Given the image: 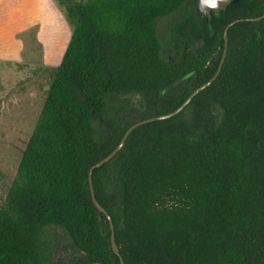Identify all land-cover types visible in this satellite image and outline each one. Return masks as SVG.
Masks as SVG:
<instances>
[{"label": "trees", "instance_id": "trees-1", "mask_svg": "<svg viewBox=\"0 0 264 264\" xmlns=\"http://www.w3.org/2000/svg\"><path fill=\"white\" fill-rule=\"evenodd\" d=\"M197 1L58 0L73 27L0 205V264H264V16L246 20L264 0L210 20ZM228 24L216 79L92 169L117 255L89 169L212 77Z\"/></svg>", "mask_w": 264, "mask_h": 264}, {"label": "rangeland", "instance_id": "rangeland-1", "mask_svg": "<svg viewBox=\"0 0 264 264\" xmlns=\"http://www.w3.org/2000/svg\"><path fill=\"white\" fill-rule=\"evenodd\" d=\"M64 11V8H63ZM66 17L65 11L63 12ZM174 13L156 20L159 37L164 40ZM68 27L63 41L40 42L33 39L35 29L23 36L26 41L0 40V205L16 172L22 151L32 132L54 69L72 31V23L64 18ZM29 39V40H28ZM32 39V40H30ZM63 245L65 234L60 229L51 231Z\"/></svg>", "mask_w": 264, "mask_h": 264}, {"label": "crops", "instance_id": "crops-1", "mask_svg": "<svg viewBox=\"0 0 264 264\" xmlns=\"http://www.w3.org/2000/svg\"><path fill=\"white\" fill-rule=\"evenodd\" d=\"M63 12L58 0H0V40L26 41L23 36L35 29L28 35L37 41H63L68 33Z\"/></svg>", "mask_w": 264, "mask_h": 264}, {"label": "water", "instance_id": "water-1", "mask_svg": "<svg viewBox=\"0 0 264 264\" xmlns=\"http://www.w3.org/2000/svg\"><path fill=\"white\" fill-rule=\"evenodd\" d=\"M232 0H198L197 1V8L200 12V14L204 17H207L208 20H210L212 13L214 15H218L219 11L224 10L227 5L231 2ZM264 16V12L262 13V15L258 16V17H251V18H246V20H250V21H254V20H258L261 17ZM242 19H237L236 21H239ZM230 24H228L223 31V51H222V55L217 67V70L215 71V73L212 75L211 78H209L207 81H205L204 83H202L201 85H199L197 88H195L190 95L174 110L166 113V114H162V115H157L155 117H150L147 119H143L140 121L135 122L134 124H132L131 126H129L127 128V130L124 132L123 136L121 137L119 143L116 145V147L108 154L106 155L104 158H102L101 160L97 161L90 169L88 172V182H89V187H90V192H91V198L92 201L94 202V204L96 205V207L99 209L100 212L104 213L109 221L110 224V229H111V236H110V241H111V248L113 250V252L117 255H119V249L118 246L115 242V237H114V228H113V223L111 220V217L109 216V214L106 212V210L99 204V202L96 200L95 195H94V190H93V186H92V169L93 168H97L99 166H101L104 162L110 160L117 152L118 150L122 147V145L124 144L127 136L129 135V133L137 126L144 124L146 122H150L153 120H161V119H165L168 117H171L175 114H177L178 112H180L190 101L191 99L201 90H203L206 86H208L212 81H214L221 69V66L223 64L224 58H225V54H226V50H227V44H228V38H227V30ZM138 103H140L142 105V100L138 97L134 98ZM79 264H102L100 262H87V263H79ZM120 264H123V260L120 257Z\"/></svg>", "mask_w": 264, "mask_h": 264}]
</instances>
